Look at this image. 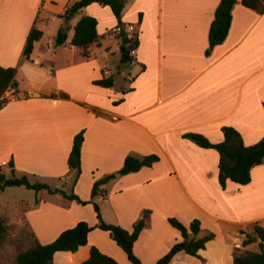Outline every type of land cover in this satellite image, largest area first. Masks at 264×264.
<instances>
[{
    "label": "crops",
    "instance_id": "0c3cea01",
    "mask_svg": "<svg viewBox=\"0 0 264 264\" xmlns=\"http://www.w3.org/2000/svg\"><path fill=\"white\" fill-rule=\"evenodd\" d=\"M73 1L0 0V65L17 69L16 86L1 96L8 100L0 107V163L10 167L12 162L14 169L46 180L58 178L62 188L43 183L82 200L90 199L96 179L113 173L99 187L105 194L99 192L94 201L104 222L127 230L149 211L133 245L142 264H154L182 239L168 217L186 226L198 219L195 237L215 234L198 250L200 258L181 251L169 264H230L240 242L236 228L255 221L264 225V160L251 168L249 183L227 180L221 188L218 152L182 133L198 132L218 143L221 127L229 125L245 145L264 135V11L238 0L225 39L206 55L220 0H124L121 23L135 25L137 42L131 60L120 57L114 69L109 59L102 62L98 56L114 53L115 43L120 46L122 37L112 30L116 18L108 6L92 3L65 20L61 15ZM84 14L97 20L98 41L88 57L70 42ZM32 28L46 34L47 42L34 41L26 59L23 50ZM61 28L67 38L55 46ZM45 50L54 55L46 56ZM102 76H112L113 85L93 82ZM80 130L84 139L74 181L76 170L68 167L67 157ZM129 153H154L159 160L121 174ZM5 204L0 203V212ZM13 204L23 205L20 216L41 244L80 220L98 222L91 202L80 204L46 189L15 197ZM249 209L255 214L239 216ZM92 246L119 264H132L108 232L97 227L75 251H55L52 264H80Z\"/></svg>",
    "mask_w": 264,
    "mask_h": 264
},
{
    "label": "trees",
    "instance_id": "16d2710c",
    "mask_svg": "<svg viewBox=\"0 0 264 264\" xmlns=\"http://www.w3.org/2000/svg\"><path fill=\"white\" fill-rule=\"evenodd\" d=\"M238 0H220L214 17L210 23L208 30V47L205 54L209 55L211 49L221 43L229 30L231 22V10ZM243 5L254 9L258 12L264 11V0H239ZM98 3L108 6L117 20V24L121 23V13L124 7V0H75L61 16L65 20H69L75 14L79 13L84 7L89 4ZM97 20L95 17L84 14L74 25V31L70 42L76 46L83 57H88L91 54V47L98 41ZM42 32L32 28L23 50L24 58L28 59L34 41L41 37ZM121 44V61L131 60L124 42L123 36ZM67 33L64 28L57 31L53 38L55 46L61 45L65 42ZM136 38L134 44L136 45ZM16 67H3L0 65V107L7 102V97L3 93L10 87L16 86L15 74ZM95 84L102 87H110L113 85L112 76H102L93 81ZM264 108V101H263ZM223 140L218 143L211 142L203 134L194 131H185L182 137L189 139L193 143L203 148H213L218 152V183L221 188H224L227 180H231L238 184H247L251 180L250 170L253 166L258 165L264 160V135L254 144L245 145L242 141L239 132L232 126L223 125L221 127ZM84 139V131L77 132L72 140V146L67 157V165L70 169L76 170L74 181L77 179L80 172V155L81 146ZM159 160L158 155L151 153L146 155H135L129 153L125 156L120 169L121 174L135 172L143 166H151L154 162ZM11 172L14 170L13 163L10 162ZM113 177V173L96 179L91 187V197L89 200H82L73 192H65L62 189L51 188L48 184L43 182H31L28 177L23 174L21 176H7L0 168V191L7 186H25L26 188L38 191L46 189L49 193H60L63 196L75 200L77 203L85 204L91 202L96 213L98 222L96 225H89L86 221L80 220L74 226L62 230L57 237L49 243L41 244L36 239H33L30 244L24 249L17 252L15 257V264H52V256L55 251L68 250L75 251L80 245L87 242L88 232L94 227L107 231L109 237L124 251L127 259L132 264H142L139 258L133 252V245L139 236L140 231L144 226V218L148 214V210L143 212L142 217L133 224L131 230H127L120 225L106 223L101 218L98 204L94 201V197L99 192V187L106 183ZM168 222L180 231L182 239L175 242L170 249L154 264H169L174 255L178 252H184L196 258H200L198 254L199 249L205 247V243L213 239L215 234L209 232L200 237L195 235L200 231V222L198 219H193L188 226L184 225L175 217H168ZM6 232V225L0 218V242L4 238ZM240 244L233 247L232 261L230 264H264V226L258 222H253L249 229H239ZM80 264H119L112 257L102 253L95 246L90 248L89 257Z\"/></svg>",
    "mask_w": 264,
    "mask_h": 264
},
{
    "label": "rangeland",
    "instance_id": "374dc122",
    "mask_svg": "<svg viewBox=\"0 0 264 264\" xmlns=\"http://www.w3.org/2000/svg\"><path fill=\"white\" fill-rule=\"evenodd\" d=\"M40 23H41V19L38 21V24ZM40 41L42 42L45 41V43L47 42L46 34H43L40 37ZM122 43L123 41L121 40L120 46L118 45V43H115L113 45L112 51H114V53L106 54V52H103V54L99 55L98 58L100 59V61L104 62L105 59H109V61H111V64H110L111 68H114V69L117 68L116 64H120L119 59L121 57V44ZM45 51H46V56L54 55L53 51H47V50ZM128 83L129 82H126L125 85L128 86ZM3 167L5 169V174L7 176H11L12 174H14L15 176H21L25 174L31 182L49 181L50 184H52V186L56 184L57 186H60L61 188L63 187L62 184L59 183L58 178H51V179L46 180L43 178H39L38 176L27 175L26 173L21 172L17 169H14L11 172L9 165L3 166ZM67 188L69 187L66 186L65 189L67 190ZM32 192L33 190H28L24 186H11V187H7L4 191H0V203H7L5 204L6 210H2L0 212L1 214L0 218L4 221V224L6 225V232H5L4 238L0 242V264H15V257H16L17 252L24 250L33 240V237L31 236V233L29 232L27 225L25 224L23 218L20 216L21 214L20 211L22 210L23 205L21 206L18 204H13L15 197L16 198L23 197L24 193L30 194ZM42 193H44V195H47V196L49 195L47 194L45 190H43ZM13 211H15V213ZM253 212H255L254 209H251V210L249 209L247 211L241 212L239 216H250V214L252 215L255 214ZM10 213L12 214L17 213V216L13 218L10 216ZM260 224L263 225V223H260ZM248 225H247V228L245 229H249V226L251 224L249 226ZM223 226L226 227V225H223ZM239 229H243V228L242 227L236 228V230L238 231ZM238 236H240V234H238ZM185 257L190 258V256H185Z\"/></svg>",
    "mask_w": 264,
    "mask_h": 264
},
{
    "label": "built area",
    "instance_id": "2783aa9c",
    "mask_svg": "<svg viewBox=\"0 0 264 264\" xmlns=\"http://www.w3.org/2000/svg\"><path fill=\"white\" fill-rule=\"evenodd\" d=\"M112 30L114 33H116L120 36H123L125 38L124 45H125V48H126L128 54L130 56L134 55L135 54V44H134L135 25L132 23L116 24ZM6 165H8V162L2 161L0 163V168H2L3 166H6Z\"/></svg>",
    "mask_w": 264,
    "mask_h": 264
},
{
    "label": "water",
    "instance_id": "95a60500",
    "mask_svg": "<svg viewBox=\"0 0 264 264\" xmlns=\"http://www.w3.org/2000/svg\"><path fill=\"white\" fill-rule=\"evenodd\" d=\"M117 174H119V173H117Z\"/></svg>",
    "mask_w": 264,
    "mask_h": 264
}]
</instances>
